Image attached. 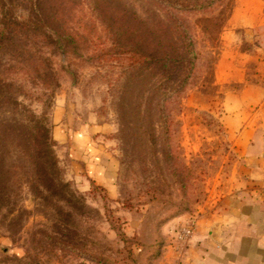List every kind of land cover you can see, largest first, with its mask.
<instances>
[{"label":"rangeland","instance_id":"rangeland-1","mask_svg":"<svg viewBox=\"0 0 264 264\" xmlns=\"http://www.w3.org/2000/svg\"><path fill=\"white\" fill-rule=\"evenodd\" d=\"M31 1L14 0L17 13L26 16ZM96 6L166 22V0L80 2L79 42L51 50L46 85L23 59L0 53V64L14 66L1 77L0 264H172L166 247L184 246L248 184L240 130L224 120L228 96L264 87V0L177 14L197 62L167 104L157 78L125 60L124 39L107 32ZM31 114L46 118L58 178L73 194L55 196V175L35 173ZM182 228L192 230L185 243Z\"/></svg>","mask_w":264,"mask_h":264},{"label":"trees","instance_id":"trees-1","mask_svg":"<svg viewBox=\"0 0 264 264\" xmlns=\"http://www.w3.org/2000/svg\"><path fill=\"white\" fill-rule=\"evenodd\" d=\"M83 1L35 0L31 1L27 15L21 16L17 13L14 0H0V53H7L9 61L23 59V64L35 71L41 83L46 85L45 82L54 79L51 61L47 57L51 55V50L57 47L66 49L70 44L79 42L74 11ZM223 1L166 0V22L158 20L147 25L137 23L134 18L125 20L123 12L105 6L101 9L96 6L95 9L107 32H118L119 38L124 39L125 44L120 48H128L124 51L127 55L125 60L130 66L134 69L145 68L157 78L162 91L160 102L167 104L185 92L197 62L193 39L177 14L210 10ZM13 67L0 64V96L7 94L9 85L1 77L11 73ZM31 115L34 122L33 156L39 161L35 173L42 177H46V174L55 175L56 184L51 186L55 189V196L65 192L73 194L69 185L58 178L52 152L53 141L46 118L38 120ZM41 186L48 191L50 189L45 184Z\"/></svg>","mask_w":264,"mask_h":264},{"label":"crops","instance_id":"crops-1","mask_svg":"<svg viewBox=\"0 0 264 264\" xmlns=\"http://www.w3.org/2000/svg\"><path fill=\"white\" fill-rule=\"evenodd\" d=\"M227 99L224 123L240 130L234 144L248 184L225 211L199 221L184 246H167L168 263L264 264V87H244Z\"/></svg>","mask_w":264,"mask_h":264},{"label":"built area","instance_id":"built-area-1","mask_svg":"<svg viewBox=\"0 0 264 264\" xmlns=\"http://www.w3.org/2000/svg\"><path fill=\"white\" fill-rule=\"evenodd\" d=\"M191 228H182L179 231V234L177 236V239L181 242V243H185L187 241V239L191 236Z\"/></svg>","mask_w":264,"mask_h":264}]
</instances>
